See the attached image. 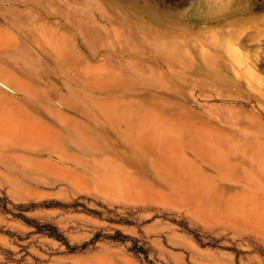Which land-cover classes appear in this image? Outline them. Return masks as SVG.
<instances>
[{"label": "rangeland", "instance_id": "obj_1", "mask_svg": "<svg viewBox=\"0 0 264 264\" xmlns=\"http://www.w3.org/2000/svg\"><path fill=\"white\" fill-rule=\"evenodd\" d=\"M236 27L264 79V0H0V264H264Z\"/></svg>", "mask_w": 264, "mask_h": 264}, {"label": "bare ground", "instance_id": "obj_2", "mask_svg": "<svg viewBox=\"0 0 264 264\" xmlns=\"http://www.w3.org/2000/svg\"><path fill=\"white\" fill-rule=\"evenodd\" d=\"M238 30H240L239 27H236V39L232 42H223L221 39H215L217 47L216 58L222 62L225 58L228 59L230 66L235 72V78H243L247 86L260 89L261 87L259 84L263 83L264 85V79L261 77L262 75L258 73L256 65L250 63L245 57L241 55L240 44L243 42L242 40L245 36H242V33L238 32ZM255 80H258V83H256Z\"/></svg>", "mask_w": 264, "mask_h": 264}, {"label": "trees", "instance_id": "obj_3", "mask_svg": "<svg viewBox=\"0 0 264 264\" xmlns=\"http://www.w3.org/2000/svg\"><path fill=\"white\" fill-rule=\"evenodd\" d=\"M26 218V217H25ZM45 224H41V225H37V227H43ZM47 226H51V228L53 229L54 227L52 226V225H49V224H47ZM54 230H55V228H54ZM55 232V231H54ZM53 235H55V236H57V237H59L60 239H63V237H61V235L60 234H58V233H52ZM141 247H139V250H142V249H140Z\"/></svg>", "mask_w": 264, "mask_h": 264}, {"label": "crops", "instance_id": "obj_4", "mask_svg": "<svg viewBox=\"0 0 264 264\" xmlns=\"http://www.w3.org/2000/svg\"><path fill=\"white\" fill-rule=\"evenodd\" d=\"M207 15V14H206Z\"/></svg>", "mask_w": 264, "mask_h": 264}]
</instances>
